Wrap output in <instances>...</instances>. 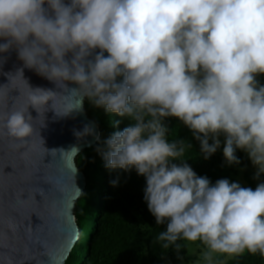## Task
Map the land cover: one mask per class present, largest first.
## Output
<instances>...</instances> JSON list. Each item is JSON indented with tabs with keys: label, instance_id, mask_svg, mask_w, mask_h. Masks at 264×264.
Here are the masks:
<instances>
[{
	"label": "clouds",
	"instance_id": "9594fccd",
	"mask_svg": "<svg viewBox=\"0 0 264 264\" xmlns=\"http://www.w3.org/2000/svg\"><path fill=\"white\" fill-rule=\"evenodd\" d=\"M0 40V53L15 48L25 67L80 97L61 116L56 91L29 86L37 113L50 106L68 116L86 97L131 121L97 151L105 167L135 168L146 178L148 210L157 225L167 221L157 236L163 248L179 254L178 241L199 240L208 264L214 253L264 257V182L253 190L198 176L179 160L191 143L169 142L163 123L182 121L205 160L223 135L227 165L240 164V149L257 169L254 179L264 173V85L257 80L264 74V0H0ZM27 111L7 115L9 136L32 134ZM92 133L86 126L76 135Z\"/></svg>",
	"mask_w": 264,
	"mask_h": 264
},
{
	"label": "water",
	"instance_id": "95a60500",
	"mask_svg": "<svg viewBox=\"0 0 264 264\" xmlns=\"http://www.w3.org/2000/svg\"><path fill=\"white\" fill-rule=\"evenodd\" d=\"M29 86L56 91L61 116L80 98L25 67L15 48L0 53V264H65L79 239L74 210L86 186L76 157L96 143L100 130L84 109L85 98L82 109L68 116H57L50 106L37 113L28 102ZM26 108L32 134L9 136L7 115ZM86 126L93 133L78 137Z\"/></svg>",
	"mask_w": 264,
	"mask_h": 264
},
{
	"label": "trees",
	"instance_id": "16d2710c",
	"mask_svg": "<svg viewBox=\"0 0 264 264\" xmlns=\"http://www.w3.org/2000/svg\"><path fill=\"white\" fill-rule=\"evenodd\" d=\"M119 80L122 77H118ZM257 80L264 85V74L258 75ZM84 109L88 117L97 123L100 136L92 147L76 157V164L85 175L86 186L74 210L79 239L65 264H181L186 261V240L178 241L183 245L179 254L171 246L163 248L164 242L157 240L159 232L166 231L167 221L157 225L148 210L144 200L146 178L138 175L135 168L126 171L105 167V161L97 151L111 133L123 131L131 121L114 113L107 114L103 108L94 107L86 97ZM114 121H119L115 127L112 125ZM163 123L169 129L166 137L169 142L184 140L191 143L192 148L186 147L184 156L179 160L186 161L198 176H206L212 184L219 179L236 182V178L242 176L245 187L253 190L264 182V173L259 179H254L257 170L244 150L237 149L235 152L240 164H226L223 135L219 137L220 148L205 160L200 154V142L182 121L167 117ZM209 143L212 141L209 140ZM178 255L183 259H179ZM225 264H264V257L259 253L252 255L245 252L242 256L227 259Z\"/></svg>",
	"mask_w": 264,
	"mask_h": 264
},
{
	"label": "rangeland",
	"instance_id": "374dc122",
	"mask_svg": "<svg viewBox=\"0 0 264 264\" xmlns=\"http://www.w3.org/2000/svg\"><path fill=\"white\" fill-rule=\"evenodd\" d=\"M255 170H257L256 167ZM236 182L240 183L242 187H245L242 176H238L236 178ZM186 246L188 247V258L181 264H208V262L203 259V253L208 249L201 241H187ZM229 258L231 257H229L227 254L214 253L213 264H225V261Z\"/></svg>",
	"mask_w": 264,
	"mask_h": 264
}]
</instances>
